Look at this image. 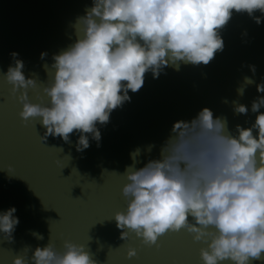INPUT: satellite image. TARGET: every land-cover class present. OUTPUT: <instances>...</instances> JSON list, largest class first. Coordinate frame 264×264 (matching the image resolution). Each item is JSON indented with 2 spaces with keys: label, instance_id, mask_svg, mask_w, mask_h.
I'll use <instances>...</instances> for the list:
<instances>
[{
  "label": "clouds",
  "instance_id": "obj_1",
  "mask_svg": "<svg viewBox=\"0 0 264 264\" xmlns=\"http://www.w3.org/2000/svg\"><path fill=\"white\" fill-rule=\"evenodd\" d=\"M257 11L261 17H253ZM233 12L247 13L259 25L264 0H92L73 26L76 41L52 58L41 89L46 106L29 102L36 81L25 77L18 53H10L14 66L0 75L22 106V123L39 118L43 143L49 136L70 143L78 134L76 151L83 152L89 136L99 146L97 125H106L110 113L130 100L129 91L143 87L146 73L155 79L169 66L209 64L223 50L218 32ZM250 70L255 74L254 66ZM253 83L245 77L238 95ZM256 91L264 93V83ZM233 105L236 114L248 113L246 106ZM261 108L264 96L251 104L253 113ZM235 131L230 134L226 119L213 118L204 108L191 121L173 124L159 159L136 168L141 150L130 153L133 163L121 174L127 181L121 189L126 209L111 218L119 239L131 233L150 247L158 237L184 230L206 244L199 253L202 264L264 260V113L250 128L238 125ZM15 212L11 207L0 213V237L9 243L19 223ZM28 252L25 248L12 264H96L83 246L68 241L62 253L51 243L30 257ZM135 256L129 248L126 258Z\"/></svg>",
  "mask_w": 264,
  "mask_h": 264
},
{
  "label": "water",
  "instance_id": "obj_2",
  "mask_svg": "<svg viewBox=\"0 0 264 264\" xmlns=\"http://www.w3.org/2000/svg\"><path fill=\"white\" fill-rule=\"evenodd\" d=\"M91 6L92 0H0V73L14 66L10 53H18L25 77L36 81L28 91L30 103L47 105L41 89L47 86L52 58L76 41L73 26ZM218 34L224 47L209 64L169 66L155 79L146 73L143 87L129 91L130 100L110 113L106 125H97L99 146L89 136L90 146L83 152L76 151L78 134L70 136V143L51 136L43 143L39 118L22 123V106L0 75V213L14 207L19 220L11 243L0 237V264H12L25 248L30 257L48 243L62 253L65 241L83 246L96 264H202L199 253L206 244L194 242L186 231L166 233L149 247L131 233L125 241L119 239L111 218L126 209L121 189L127 181L121 174L133 163L130 153L137 148L136 168L159 159L173 124L191 121L204 108L213 118L226 119L233 136L238 125L250 128L264 113V108L251 111L252 102L264 96L256 91L264 83V17L257 25L247 13L233 12ZM41 53L47 55L41 59ZM245 77L254 83L240 96L237 89ZM233 102L246 106L248 113L236 114ZM129 248L136 251L130 259Z\"/></svg>",
  "mask_w": 264,
  "mask_h": 264
}]
</instances>
